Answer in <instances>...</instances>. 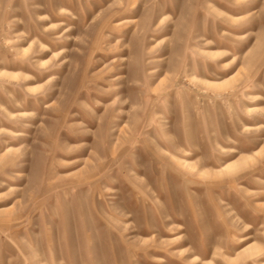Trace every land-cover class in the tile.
<instances>
[{"label": "rangeland", "instance_id": "374dc122", "mask_svg": "<svg viewBox=\"0 0 264 264\" xmlns=\"http://www.w3.org/2000/svg\"><path fill=\"white\" fill-rule=\"evenodd\" d=\"M0 264H264V0H0Z\"/></svg>", "mask_w": 264, "mask_h": 264}]
</instances>
